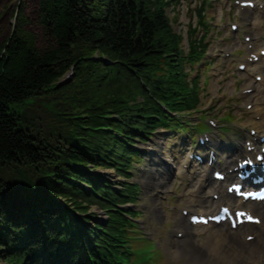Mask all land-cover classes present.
<instances>
[{
    "label": "trees",
    "instance_id": "1",
    "mask_svg": "<svg viewBox=\"0 0 264 264\" xmlns=\"http://www.w3.org/2000/svg\"><path fill=\"white\" fill-rule=\"evenodd\" d=\"M38 1L36 23L41 28L43 41L38 43L37 35L26 27L30 24L29 20L20 12L15 29L0 45V214H9L11 221L15 218L21 222L16 232L27 227L35 235L49 236L58 232L57 219H45V214L53 212L62 197L68 198L80 210L82 203L78 202L83 200L75 193L82 186L77 182L91 185L94 182H84L88 176H93L82 169L78 170L77 161L96 166L107 165L115 168L119 174L124 173L131 157L137 155L131 147L134 139L142 138L140 133L144 128H153L157 122L154 120V115L158 114L156 107L145 108L136 102L137 83L140 84L137 76L150 73L147 79L141 80L167 104H174L189 88L182 71L179 38L173 33L164 10L166 0ZM77 45L88 52L87 58L95 52H102L110 58L112 62L106 68L108 84H120L124 90L121 97L124 108L135 110L136 115H124L120 109V116L113 120L106 115L115 111L105 112L103 108L93 112L91 118H86L50 107L46 115L51 123L48 129L50 137L43 139L39 136V145H36L32 130L29 129L33 134L21 125L17 112L10 113V103L28 100L37 91L58 81L69 63L77 60L72 53V48ZM193 98L187 95L182 102H190ZM108 122L115 128H108ZM80 128H83L85 136L80 135ZM88 130H92L93 134L102 133L103 137L88 138ZM69 136L74 141L65 139ZM71 142H76V146L69 145ZM105 183L103 180L99 185L101 193L97 189L98 194L91 192L104 202V207H114L118 194ZM12 190L25 198L18 199ZM40 201L47 206V211L38 204ZM102 229L107 234L101 236L99 230L93 229V237L87 242L69 244L72 252L69 251L61 259L66 260L67 264H104L93 243L101 239L110 244L116 239L108 238L116 232L111 226ZM95 234H99L100 238H94ZM30 239L34 241L33 237ZM63 244L60 238L53 240L48 250L25 242L15 245L21 246L17 251L37 252L40 258L37 259L38 264H63L58 258L63 254ZM83 244L84 253L79 255L75 250ZM55 253L57 257H54Z\"/></svg>",
    "mask_w": 264,
    "mask_h": 264
},
{
    "label": "rangeland",
    "instance_id": "2",
    "mask_svg": "<svg viewBox=\"0 0 264 264\" xmlns=\"http://www.w3.org/2000/svg\"><path fill=\"white\" fill-rule=\"evenodd\" d=\"M181 1L182 2L180 6L178 7L177 16L174 15L171 18L176 31H178V29L185 31L189 23L195 24L196 18L192 15V13L194 14L193 9H195V7L199 4V0ZM220 1L221 0H212L214 7L217 6ZM38 10L39 1L37 2V0H0V45L6 40L7 37L11 35L12 31L15 29L14 27L20 12H22V14L29 20L30 24L26 27L31 29L37 35L38 43H41L43 41L41 33L42 31L36 23V14ZM221 19L222 22H225L236 20L238 17L232 16L228 10L223 13ZM262 37H264V35H262ZM72 53L75 57H77V60H75V62L73 61L69 63L68 69L64 71V74L58 81L37 91L34 97L28 100L10 103V113H14L15 110V112L17 111L18 116H22L24 119V124L22 122L20 123L22 126H25L27 130H32L36 136L35 137L33 135L34 139H36V145H39V136L43 139L48 138V136L46 138L41 135L43 128L46 127L48 130L51 124L50 121L46 119L48 111L45 110L44 107L49 109V105L52 103L54 105L51 107L54 109H59L61 111L66 110L67 113L69 109V113L72 112L73 114H78L86 118H91L93 112L99 111V109L103 108L105 112L115 111L113 114L116 116H120V109H122L124 115L125 113L126 115H136L135 110L124 108V99H121L124 90L120 88V84H108L109 77L107 75L106 71L108 70H106V68L112 61H110V58L107 55L101 54L102 52H95L88 55L89 58H87L86 54L88 52L84 48H81V45H77L76 47L72 48ZM65 65H63L64 68ZM248 83H250L249 79L242 75H237L235 72L229 69H227L223 75L220 74L217 78H213L211 80L210 86H208L204 92L203 104L201 105L200 109L203 110V107L206 105H209L211 108L205 111L203 114L198 112L197 116L200 117L201 115V117H204L205 119L207 116H212V113L216 111H218L217 114L222 113L225 110L226 102H229L228 106L231 107V99L236 94L237 89L240 86L246 85ZM218 93L225 94V98L222 101H215ZM142 125L144 126V124ZM52 126L54 127V124ZM56 127L57 123L55 122V128ZM35 131H38V133ZM179 135V133H176L175 136H173L172 133H168L167 135L158 134L153 139L147 140V144H142L136 141L132 144L140 148L143 159L141 162L135 163V169L133 170L132 181L139 183L140 195L138 197V202H136V204L132 205L131 207L133 210H141L143 212V214L138 217L144 221V225L146 226L145 230L153 232V237L156 234L160 236L161 239L159 238V240L162 242H165L169 237V230L175 225V220L178 214L177 209L184 206L186 197L179 199L176 194L167 191L164 194V196H166V200L163 201L162 196H159L160 203L158 202L160 206H162L165 216L159 217L158 214L152 212L151 206L156 204V201H154L156 200L155 198L158 199L156 194L158 188H156L157 186L155 187V185H150L155 183L154 181L151 182V180H153L155 172H166L168 169L164 167L161 169L160 159L152 152L153 150L151 145L154 141L158 140L162 144V151L168 155L165 157L172 159L170 164L172 167V176L166 186L167 190H172L175 188V191L183 193L185 188H182L180 183H178L175 179L176 172L174 171V169L179 167L178 160L180 161L183 157V147L180 146V143L184 138L181 137L182 135L179 137ZM108 161L110 162V159ZM86 167L95 174L93 177H96V183L93 185L92 190L85 192V189L82 187L88 188L87 186L91 187L92 185L84 184L82 181L78 182V185H81L82 187L79 186L81 190L76 191V193H78V195L82 197L80 199L83 200L82 202L78 203H82L81 207L83 209L86 208V212L92 216L94 223H97L95 220L98 218L101 221L99 225H104L103 222L107 218V212L105 208H103V201H95V194L101 193L99 191H102L101 189H98V193H96V186H99L103 180L106 181L105 184H111V186H113L114 182L120 180V178L115 168L109 167L107 165L96 166L90 164V166ZM77 169L81 170L82 168L80 169V167H78ZM91 191H93L95 194ZM13 193H15V191ZM172 196L176 202L177 209L171 208L170 204L167 202V198L169 197L170 202ZM89 199L91 201H89ZM31 202L33 203V200ZM127 206L128 205L124 207ZM170 208L172 209L171 212L168 210ZM94 223L90 222L89 224L94 225ZM150 224L155 231H158V228H162L163 234L156 233L154 235V230L149 228ZM196 231L198 232V230ZM203 238L204 236L199 235L198 241L202 242L204 240ZM241 238L243 239V235ZM153 245L146 241L142 242L141 250L138 255L140 264H164V253L156 248V244L154 246ZM4 251V247L0 245V264H12L13 262L11 261V255L10 258H4ZM178 262L180 261H174L166 253V264H178ZM24 263V261H18L17 264Z\"/></svg>",
    "mask_w": 264,
    "mask_h": 264
},
{
    "label": "bare ground",
    "instance_id": "3",
    "mask_svg": "<svg viewBox=\"0 0 264 264\" xmlns=\"http://www.w3.org/2000/svg\"><path fill=\"white\" fill-rule=\"evenodd\" d=\"M38 2V0H37ZM254 66L249 65V71H252L256 69L258 66L261 68V72L263 75L262 83H264V60L260 63V61L253 62ZM246 71H248L245 68ZM252 94H249L247 97L250 98ZM50 107L52 105H49ZM52 108V107H51ZM45 110H47L44 107ZM15 111V110H14ZM17 112V111H16ZM250 112L253 114H258L260 118L262 119V123H264V105L260 108H251ZM68 114L69 109H68ZM73 115V113L71 112ZM20 121L24 124V119L21 115H19ZM107 123V121H105ZM108 128H115L114 125H112L110 122H108ZM256 124V123H252ZM74 129V128H73ZM79 131L80 135L85 136L86 133L83 131V128H80ZM44 137L48 138L50 137L48 134V130L43 128L42 134ZM100 135L103 137V134L100 133ZM98 134H93L92 130L87 131V137L88 138H95V136L100 137ZM65 139L69 141H74L73 137L69 136ZM76 140V139H75ZM76 142H71L69 145L76 146ZM215 144V143H214ZM152 152L159 158V154L161 156H168L165 152L162 151V144L157 140L154 141L151 145ZM239 155H246L241 149L238 150ZM92 154V153H90ZM103 156H106V154H102ZM62 157V156H61ZM231 160L238 161L237 156L234 158H231L228 156L225 160V163L223 164L224 168L226 169L227 173V180H231L234 178V169H232V162ZM74 164V163H73ZM76 165V164H75ZM77 166L82 168L83 171L86 173L95 175L91 170H89L86 166H90L89 164H82L78 163ZM231 168L232 170H230ZM230 170V172H229ZM207 172V171H206ZM153 180L155 183L150 184L151 186L155 185L156 188L164 187L162 184H167L168 181H170L171 178V171L168 169L166 172H155L154 173ZM204 180L201 181L198 185V188L190 192L188 195V199L186 200V207L190 210L195 211H203L208 212L212 209V211L215 210L213 206L212 198L209 196L208 192L204 191V186L208 183L211 184V187L220 194V201L219 202H225L233 207H238L241 205L240 202L235 201L232 199L229 195L224 194V190L222 192L220 185H214L216 182L211 181L210 178L205 174ZM96 177H89L86 179L87 181H92V186L85 189V191H90L93 187V185L96 183ZM120 180L114 182V185L116 188H118V185H124L125 181L122 176H119ZM73 182L74 181L72 179ZM207 182V183H204ZM78 183V182H77ZM161 184V185H160ZM194 184V183H193ZM91 185V184H88ZM113 185V186H114ZM97 190L99 186H96ZM124 190L122 191V193ZM77 195V193H75ZM95 197V196H94ZM98 198L95 197V201H97ZM57 201V200H55ZM89 201H91L89 199ZM60 202V203H59ZM57 201L56 203H59L54 209L53 212H48L45 214L44 218H52L57 219V229L58 232L54 235H39L34 234L33 232H30V229L28 230L27 227H22L19 232H16L15 229L21 225V222L13 218L14 220L11 221L12 217L7 214L4 216L3 214H0V245L4 247L5 256L4 258L12 257L13 264H17L20 259H23L26 264H38L37 259H40L37 256V252L29 251L28 253H25L23 251H17L21 246L15 245L18 242H25L27 244H33L40 246L44 249H50V245L53 242V240H58L60 238L63 239V245L62 250L72 242H87L89 238L93 237V229L96 231V229H99V232L101 233V236L104 234L103 229L100 227V220L96 218L94 223L93 218L89 213L86 212V208L79 207L80 210H78L70 201H68V198H63L61 201ZM39 205L42 206L44 211H47V207L44 202H39ZM45 205V206H44ZM246 209L255 212L257 214H260L263 218L264 222V209H259L258 207L252 206V205H245ZM63 212H61V210ZM152 212L155 214H158L159 216H162V209L154 205L152 206ZM62 213L65 214V216H61ZM67 215V216H66ZM4 216V217H3ZM73 217V219L71 218ZM93 221V222H92ZM94 223V225H91L89 223ZM105 221L103 222V224ZM176 229V234H171L170 237L167 239V242L164 244V248L169 253L170 258H172L174 261L179 260L178 264H264V231L254 228L253 226H245L242 228V232H245V236L248 234H253L254 238L251 242H245L241 239L240 234L232 235L229 230L225 228H221L220 226L216 228L211 229H205L206 231H209V235L204 239V241L199 244L196 240V238L193 237L192 231L190 230L191 227H189L188 223L185 221V218L183 216H179L177 219V223L174 226ZM30 232V233H29ZM181 232V236L178 237L177 233ZM31 237H33L34 241H31ZM44 238L41 240V238ZM100 238L99 234H95L94 238ZM69 241V242H68ZM105 246H108L105 242ZM109 247V246H108ZM84 244L81 246H78L76 248V252L79 255H82L84 253ZM50 252L53 253V250ZM48 256H52V254H48ZM63 264H67L66 260L62 259Z\"/></svg>",
    "mask_w": 264,
    "mask_h": 264
},
{
    "label": "snow or ice",
    "instance_id": "4",
    "mask_svg": "<svg viewBox=\"0 0 264 264\" xmlns=\"http://www.w3.org/2000/svg\"><path fill=\"white\" fill-rule=\"evenodd\" d=\"M244 163H251V161H244ZM242 166V165H241ZM194 220L196 219L195 217L193 218ZM249 219H252V217H249ZM205 223H207V221H204ZM258 222V221H257ZM249 238H251V237H249Z\"/></svg>",
    "mask_w": 264,
    "mask_h": 264
}]
</instances>
